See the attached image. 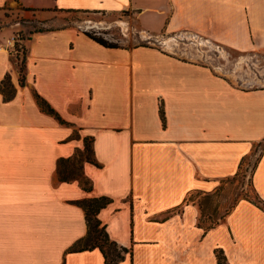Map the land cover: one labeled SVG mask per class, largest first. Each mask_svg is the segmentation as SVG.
Instances as JSON below:
<instances>
[{
  "label": "crops",
  "instance_id": "0c3cea01",
  "mask_svg": "<svg viewBox=\"0 0 264 264\" xmlns=\"http://www.w3.org/2000/svg\"><path fill=\"white\" fill-rule=\"evenodd\" d=\"M6 11L41 22L128 12L154 38L264 51V0H0ZM13 35L0 30V84L9 75L16 89L10 101L0 93V264H105L98 249L72 250L88 233L78 202L102 197L98 220L128 250L119 264H219L216 250L228 264H264V211L252 200L199 225L264 141V88L156 45L107 48L75 26L30 35L21 87ZM77 153L89 191L59 178ZM251 181L264 202V151Z\"/></svg>",
  "mask_w": 264,
  "mask_h": 264
},
{
  "label": "rangeland",
  "instance_id": "374dc122",
  "mask_svg": "<svg viewBox=\"0 0 264 264\" xmlns=\"http://www.w3.org/2000/svg\"><path fill=\"white\" fill-rule=\"evenodd\" d=\"M17 13L4 12L0 16V30L10 28L14 34L16 42L12 46V59L19 72L27 55L28 40L34 31L75 26L123 47L159 46L182 59L213 68L218 74L243 89L264 88V51L243 54L186 32L154 38L143 33L128 12L121 14L56 12L54 19L49 22L25 18L22 12ZM172 39L173 42H168ZM263 149L264 141L256 145L252 155L244 162L239 175L222 183L218 205H214L213 200L205 205L206 210L202 218L204 226L215 225L218 219H224L239 200L258 199L252 188L251 175ZM76 174L81 175L79 172Z\"/></svg>",
  "mask_w": 264,
  "mask_h": 264
},
{
  "label": "trees",
  "instance_id": "16d2710c",
  "mask_svg": "<svg viewBox=\"0 0 264 264\" xmlns=\"http://www.w3.org/2000/svg\"><path fill=\"white\" fill-rule=\"evenodd\" d=\"M69 13H82L79 11H69ZM50 29H39L34 31L33 33L38 32H46ZM32 33V34H33ZM86 35L94 40L95 42L99 43L102 46L107 48H119L120 46L116 43L109 42L102 37L96 36L94 33L85 32ZM25 63L26 57L23 60V65L20 68V86L23 87L25 85ZM0 93L4 96L6 101H10L14 98L16 94V89L11 82V78L8 75L0 84ZM40 106L46 112L51 115L56 116L58 119L59 117L55 114V112L46 107V105L40 102ZM160 114L162 119H165L163 108H160ZM88 149V145L86 143V150ZM264 151V149H263ZM83 162V153H77L72 159L61 160L58 165V174L59 178L63 182H70V181H78L80 186L86 190H90V182L83 178L81 175H77L78 169ZM243 165V163H242ZM256 206L264 211V202L258 199L252 200ZM109 203V199L106 197L102 198H95L90 200H84L78 202L79 205L85 210L86 216V223L88 228V233L85 238L81 239L77 244L74 245L72 248L73 251L83 252V251H92V250H100V252L104 256L105 264H119L121 261L124 260L125 255L128 253V250L125 248L120 247L117 243L111 241L105 231V228L102 227L100 221L98 220V214L101 209L105 208ZM204 213V211H203ZM202 220L200 219L199 225L201 226ZM212 226H206V229L213 228ZM216 258L219 264H228L226 257L224 256L223 251L216 250Z\"/></svg>",
  "mask_w": 264,
  "mask_h": 264
},
{
  "label": "built area",
  "instance_id": "2783aa9c",
  "mask_svg": "<svg viewBox=\"0 0 264 264\" xmlns=\"http://www.w3.org/2000/svg\"><path fill=\"white\" fill-rule=\"evenodd\" d=\"M12 42H13V43H15V42H16V40H15V38H14V37L12 38Z\"/></svg>",
  "mask_w": 264,
  "mask_h": 264
},
{
  "label": "bare ground",
  "instance_id": "6f19581e",
  "mask_svg": "<svg viewBox=\"0 0 264 264\" xmlns=\"http://www.w3.org/2000/svg\"><path fill=\"white\" fill-rule=\"evenodd\" d=\"M168 42H170V43H171L172 41H171V40H169Z\"/></svg>",
  "mask_w": 264,
  "mask_h": 264
}]
</instances>
